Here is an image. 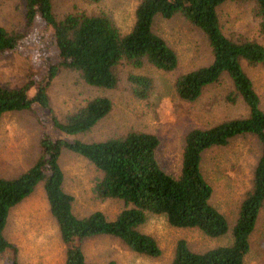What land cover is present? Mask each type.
<instances>
[{
	"label": "trees",
	"instance_id": "trees-1",
	"mask_svg": "<svg viewBox=\"0 0 264 264\" xmlns=\"http://www.w3.org/2000/svg\"><path fill=\"white\" fill-rule=\"evenodd\" d=\"M226 1L252 3L258 33L264 40V0H138L132 24L126 31H120L102 10L91 13L73 8L57 16L52 8L53 0H21L24 31L7 30L0 25V54L18 44L38 15L51 28L58 59L49 65L44 82L36 85L31 97L27 96L28 88L35 84L31 78L16 87L0 84V116L7 111L28 110L36 102L48 111L52 126L64 135L88 130L109 111L110 99L94 95L59 118L49 106L46 85L59 66L76 72L85 83L102 88L116 86L123 65L140 68L147 64L164 71L173 70L177 65L175 51L152 30L156 15L180 16L204 34L209 46L211 58L207 64L174 77L176 95L192 101L204 86L225 75L230 82L225 98L231 103L237 99L243 101L247 113L207 127L188 129L183 135L176 175L159 165L155 155L159 139L151 132L129 130L102 140L83 141L53 137L42 130L33 162L14 176H0V254L11 253L4 264H20L16 246L4 235L9 211L38 183L63 244V264H87L82 243L101 235L113 238L136 254L159 255L154 237L138 228L148 214L163 215L172 226L196 228L211 238L221 236L228 230V223L210 202L212 187L201 170L202 153L211 146L225 145L231 137L252 135L259 143V154L252 169L250 188L240 200L230 227L229 242L197 251L179 237L167 262L243 264L258 212L264 206V109L241 63L264 64V45L253 37L223 33L217 9ZM126 79L132 94L138 98L146 97L152 87L151 78L142 73L128 71ZM63 149L80 154L99 172L91 186L95 197L121 202L112 218L107 219L98 209L82 216L73 212V196L62 188L63 173L58 164ZM106 264L115 263L109 260Z\"/></svg>",
	"mask_w": 264,
	"mask_h": 264
},
{
	"label": "rangeland",
	"instance_id": "rangeland-1",
	"mask_svg": "<svg viewBox=\"0 0 264 264\" xmlns=\"http://www.w3.org/2000/svg\"><path fill=\"white\" fill-rule=\"evenodd\" d=\"M138 0H53L57 16L73 8L95 13L104 11L120 31L130 28L133 10ZM218 18L223 33L240 37H253L264 45L258 33L257 18L249 1H226L219 5ZM0 25L7 30H23L21 0H0ZM152 30L160 35L175 51L177 65L164 71L151 65L119 68L118 81L113 88H102L85 83L76 72L57 67L46 85L49 106L61 118L86 99L105 95L110 99L109 111L88 130L64 135L52 126L46 109L33 102L28 110H12L0 116V176L11 177L30 165L37 153L38 136L45 130L53 137L78 138L83 141L102 140L129 130H144L155 134L159 143L155 151L159 165L172 175L179 170L183 135L191 127H207L221 120L245 115L247 107L240 99L231 103L225 95L230 82L225 75L203 87L192 101L180 99L173 88L174 77L181 72L207 64L210 51L204 34L181 18L155 16ZM58 59L52 41L51 28L36 15L32 26L23 33L18 44L0 54V84L16 87L28 78L35 84L27 90L31 97L37 84H42L48 67ZM252 81L264 109V64L248 66L241 63ZM128 71L148 75L152 87L144 98L132 94L126 79ZM39 118V119H38ZM39 121V122H38ZM259 154V143L252 135L231 137L225 145L211 146L202 153L201 170L211 184L210 202L226 217L228 230L218 237H208L196 228L175 227L163 215L148 214L139 230L154 237L160 249L157 256H147L129 251L113 238L101 235L82 243L87 264H167L174 242L183 237L192 250L225 244L230 240V227L235 219L240 200L251 185V174ZM63 173L62 188L73 196L72 210L82 216L92 210L103 212L107 219L118 211L121 202L94 196L91 186L99 172L83 156L63 149L58 157ZM5 237L16 246L20 264H63V244L56 224L48 212L40 183L22 201L13 206L4 228ZM250 246L243 264H264V206L260 208ZM8 253V255L6 254ZM0 254V264L6 263V252Z\"/></svg>",
	"mask_w": 264,
	"mask_h": 264
},
{
	"label": "crops",
	"instance_id": "crops-1",
	"mask_svg": "<svg viewBox=\"0 0 264 264\" xmlns=\"http://www.w3.org/2000/svg\"><path fill=\"white\" fill-rule=\"evenodd\" d=\"M37 154V153H36ZM36 157V156H35ZM35 159V158H34ZM29 166V165H28Z\"/></svg>",
	"mask_w": 264,
	"mask_h": 264
}]
</instances>
